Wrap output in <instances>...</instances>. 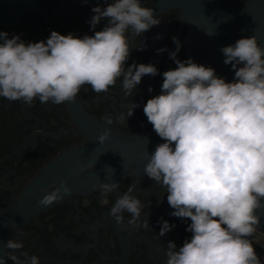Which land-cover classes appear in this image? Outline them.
Returning <instances> with one entry per match:
<instances>
[{
	"label": "clouds",
	"instance_id": "1",
	"mask_svg": "<svg viewBox=\"0 0 264 264\" xmlns=\"http://www.w3.org/2000/svg\"><path fill=\"white\" fill-rule=\"evenodd\" d=\"M92 12V29L107 20L93 36L77 38L52 31L46 42L25 43L20 35L9 38L7 32H0V97L29 107L36 99L60 105L75 101L86 84L99 94L107 93L117 81L127 97L142 77L158 74L153 64L133 62L125 67L132 38L161 23L153 8L143 7L141 0H114ZM172 40L176 50L169 57L176 68L163 73L161 94L143 107L148 122L165 141L156 146L144 172L166 189L167 202L175 210L170 215L191 221L186 229L192 233L190 241L178 250L168 242L166 264H262L249 237L260 224L257 211L264 210V48L255 36L221 48L224 64L234 70V81L226 82L212 67L191 58L177 59L181 42L175 36ZM146 48L141 43L136 49ZM164 51L167 48L157 49L158 54ZM138 106L132 103L127 116L119 113L115 119L127 122ZM104 119L112 125L113 118ZM109 136L105 130L98 140L102 144ZM118 188L115 181L101 183V204ZM130 191L112 205L110 216L123 223L127 212L129 225L147 230L148 218L141 221L145 204ZM70 193L61 180L38 205L50 206ZM157 223L160 236L175 227L162 218ZM3 247L0 264L6 259L13 264H41L38 256L22 251L21 239H9Z\"/></svg>",
	"mask_w": 264,
	"mask_h": 264
},
{
	"label": "flooded vegetation",
	"instance_id": "2",
	"mask_svg": "<svg viewBox=\"0 0 264 264\" xmlns=\"http://www.w3.org/2000/svg\"><path fill=\"white\" fill-rule=\"evenodd\" d=\"M173 1L177 0H141L143 7L154 9L161 23L142 36L132 38L125 67L133 62L153 64L159 71L154 77H142L130 96L125 97L121 82L117 81L107 93L99 94L86 84L75 101L60 105L44 104L36 99L29 107L22 101L10 102L0 97V256L4 255L5 242L21 239L22 251L28 256H38L41 264H166L169 241L176 244L177 250L185 240L190 241L192 233L186 230L190 219L170 215L175 210L167 202L166 189L148 178L140 164H130L126 172L117 176L108 172L103 179L100 163L82 165L83 156L73 155L62 166H55L61 155L89 146L91 138L99 137L105 130L110 132V137L127 140L151 135L153 126L143 107L148 99L161 94L163 73L176 68L169 57V53L176 50L172 37L181 42L177 59L185 61L187 54L190 23L182 7ZM220 1L241 10L254 0ZM113 2L37 0L20 21L10 27L0 26V32H7L9 38L20 35L25 43L46 42L52 31L61 35L71 33L77 38L93 36L95 31L103 30L107 20H101L92 29L89 23L94 15L92 9L105 8ZM158 35L160 38L155 39ZM141 43L147 44L146 50L136 49ZM196 46L195 63L212 67L218 76L209 56L210 40L203 30ZM161 48L167 51L158 54L157 49ZM132 103L139 105L133 116L125 123L117 121L119 113L127 116ZM106 117L113 118L112 125L106 123ZM49 167L55 170L40 181L42 171ZM61 180L67 182L71 193L50 206H39L38 201ZM114 181L119 183V188L108 194L107 202L101 204L100 184ZM129 188V194L145 204L141 221L148 218L147 230L129 225L131 215L127 212L123 213V223L110 216L112 205ZM161 218L175 225L165 236L159 235L161 224L157 222ZM255 234L264 239L259 230ZM6 264L13 262L6 259Z\"/></svg>",
	"mask_w": 264,
	"mask_h": 264
},
{
	"label": "water",
	"instance_id": "3",
	"mask_svg": "<svg viewBox=\"0 0 264 264\" xmlns=\"http://www.w3.org/2000/svg\"><path fill=\"white\" fill-rule=\"evenodd\" d=\"M182 7L184 17L190 23V32L187 38L186 60L198 59V41L201 30L210 40L209 56L213 61L219 77L226 82L234 81V70L231 65L224 64V55L221 48L234 45L240 38L255 36L258 44L264 48V0H254L244 9H234L220 0H177L173 1ZM37 0H0V26L10 27L23 17L26 10L32 9ZM98 137L91 138L87 147L76 149L61 155L55 166H62L67 158L73 155L83 156L82 165L93 161L100 163L101 178H107L106 173L122 174L132 163H138L144 172L145 165L156 146L164 143L157 133L152 131L148 137L126 138L110 137L104 143L97 142ZM174 147V145H173ZM144 159H148L144 161ZM55 170L52 167L42 171L40 181L45 180L48 172ZM60 171L61 170H57ZM260 224L257 230L264 234V210H258ZM262 262V261H261Z\"/></svg>",
	"mask_w": 264,
	"mask_h": 264
},
{
	"label": "built area",
	"instance_id": "4",
	"mask_svg": "<svg viewBox=\"0 0 264 264\" xmlns=\"http://www.w3.org/2000/svg\"><path fill=\"white\" fill-rule=\"evenodd\" d=\"M250 240L253 241V245L257 247L259 250L264 252V239L257 236L256 234L253 237H249Z\"/></svg>",
	"mask_w": 264,
	"mask_h": 264
},
{
	"label": "rangeland",
	"instance_id": "5",
	"mask_svg": "<svg viewBox=\"0 0 264 264\" xmlns=\"http://www.w3.org/2000/svg\"><path fill=\"white\" fill-rule=\"evenodd\" d=\"M256 253H257L258 257L261 259L262 264H264V255L258 251H256Z\"/></svg>",
	"mask_w": 264,
	"mask_h": 264
},
{
	"label": "trees",
	"instance_id": "6",
	"mask_svg": "<svg viewBox=\"0 0 264 264\" xmlns=\"http://www.w3.org/2000/svg\"><path fill=\"white\" fill-rule=\"evenodd\" d=\"M254 248H255V251H258V252H260V253H262L263 255H264V252L263 251H261V250H259L257 247H255L254 246Z\"/></svg>",
	"mask_w": 264,
	"mask_h": 264
}]
</instances>
